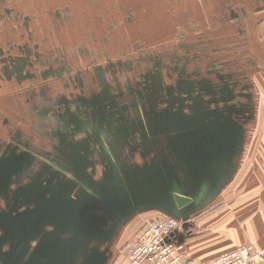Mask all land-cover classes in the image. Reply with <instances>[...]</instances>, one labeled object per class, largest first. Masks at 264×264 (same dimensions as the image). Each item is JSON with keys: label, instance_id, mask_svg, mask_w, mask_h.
Masks as SVG:
<instances>
[{"label": "crops", "instance_id": "obj_1", "mask_svg": "<svg viewBox=\"0 0 264 264\" xmlns=\"http://www.w3.org/2000/svg\"><path fill=\"white\" fill-rule=\"evenodd\" d=\"M205 28L210 38L184 35ZM174 30L178 34L171 35ZM207 41L210 50H201ZM223 42L224 59L218 55ZM140 48L144 55L137 57ZM155 48L161 52L154 55ZM189 54L194 69L186 67ZM138 65L140 73L151 75L157 67L167 87L170 74H178V95L185 93L187 80L192 81L188 90L204 80L215 95L224 83L234 95L245 90L251 101L239 140L219 134L233 133V124L205 118L203 111L186 115L179 106L175 111L153 105L143 110L118 100L108 121L105 111L93 106L101 118L81 131L96 163L90 169L80 154L58 149L51 128L41 124L35 106L42 101L40 88H8L0 94V264H68L73 253L58 243L68 247L76 239L65 215L73 205L87 202L93 192L114 190L119 180L126 182L121 189L132 185L133 192L143 194L157 190L162 195L171 183L181 190L192 184L208 187L211 167L224 152L232 153V171L217 191L186 211L194 215L192 228L180 229L175 237L196 263L246 243L264 251V0H0V79L50 81L56 112L62 104L71 112L75 104L83 112L94 103L105 109L107 96L136 94L129 87L118 91L116 81L136 80ZM89 81H108L109 91ZM11 140L33 153L10 157L1 147ZM166 214L146 200L110 239L93 240L69 264H128L115 248L129 243L147 221Z\"/></svg>", "mask_w": 264, "mask_h": 264}, {"label": "flooded vegetation", "instance_id": "obj_2", "mask_svg": "<svg viewBox=\"0 0 264 264\" xmlns=\"http://www.w3.org/2000/svg\"><path fill=\"white\" fill-rule=\"evenodd\" d=\"M187 62V60H186ZM155 71H159V69L157 67H155ZM155 73V72H154ZM138 77V73L136 75ZM174 77H176V80L178 81V74L174 75ZM162 75L161 74H155V75H151L150 78L147 81H141V82H134V84H131V86L129 87L132 92L136 93V94H131V95H127L119 97L112 95V96H107L106 97V108L104 109V106L102 105H98L97 104H93L91 107H87L85 109V111H81L79 105L75 104L73 107V111L71 112L69 109H66L69 107V105L66 104H62L63 109H59L57 112L55 110V107L52 106L50 104V100H51V96H50V92H49V87H51V82L50 81H36L35 83H32V81H29L28 84H26V81L22 82V86L23 87H37L40 88L41 90V96H42V101L41 102H36V110L41 111V115H42V121L41 124H43V126L47 125L51 128V133L50 135L55 139L54 140V144L58 147V149H63L65 151H68L69 153H71L72 155L76 156V154H80V159L82 161H86L88 163V165H90V169L94 168L96 169V163L94 162L93 159V155L89 154L88 152L89 147L85 144L84 140H83V135L82 134V130L86 131L85 126L87 125V123L92 120L93 122H98L99 118H101V113H97V111H95L93 109V106L95 108L99 107L100 110H104L105 112H103L105 120H111L110 117L111 115H115V111L113 109L114 107V103L115 101L117 102L118 100H122V101H127V103H137L139 105V107H141L143 110H148L151 108H146L149 107V105H153V106H158V108H160L161 106V102H163V107L166 106H174V110L176 111L178 108V106L180 107V109H182L183 111H186V107L192 109L193 111H203L205 112V118H210L211 120H218L219 119V123L222 122L223 125H227L228 124H233L234 119L233 118H229V117H225L223 118H219L218 117V113H219V108L221 106H219L217 104V99L219 96H226V97H231L229 98L230 101L235 100L236 98H241V109L244 113V115H248V112L245 113V111L247 110L249 103H250V99H249V95L245 92V90H236L237 92H239L238 95H234L232 94V89L228 88L227 84L224 83L223 86L219 85V88L217 90V94H213L214 90H209L207 88L204 87L203 83L205 82L203 80L202 84H196L194 86V89L192 90H188L187 88H189L190 84L192 83L191 80H187L184 82V86L186 85V89H185V93H180L178 95V87L176 84L173 83L169 85V87H167L168 85L165 83L164 80H162ZM138 79V78H137ZM18 81V80H17ZM98 83V85H100V89H104L105 86V90L109 91V88L107 87V85H109L108 81H95ZM121 81H116L117 83V90H122L120 85H124L123 82ZM183 86V85H182ZM181 86V87H182ZM94 87H97V85ZM112 87V90H114V87ZM13 89H19V88H13ZM184 90V89H182ZM182 90L180 92H182ZM169 91H173L175 92V95H168ZM170 98V102L165 103V99L166 98ZM171 97H175L172 102H171ZM183 103V104H182ZM182 104V106H181ZM238 104V103H237ZM41 105V106H40ZM186 114V112H184ZM192 112L188 113L191 114ZM53 115V118H55V120L52 121V119L50 118V115ZM143 114V113H141ZM186 114V115H188ZM145 116V113L143 114ZM78 119L80 124L74 125L73 127L71 126V124H69V122ZM65 121H67L65 124ZM52 123V125L50 124ZM62 124V127H60ZM234 131V129H233ZM238 134V133H237ZM17 140H11L9 144H5L4 146H2V150L4 152H10L11 156L10 157H15V156H19L16 155V153H20V154H25V153H33V151L25 144H20L17 143ZM5 148V149H4ZM62 150V151H63ZM1 151V149H0ZM64 152V151H63ZM83 153V154H81ZM81 155H83V157H81ZM15 158H11V162L14 161ZM44 160V159H43ZM45 163L48 164V161H45ZM98 213V212H97Z\"/></svg>", "mask_w": 264, "mask_h": 264}, {"label": "water", "instance_id": "obj_3", "mask_svg": "<svg viewBox=\"0 0 264 264\" xmlns=\"http://www.w3.org/2000/svg\"><path fill=\"white\" fill-rule=\"evenodd\" d=\"M221 135H229L234 139L235 143L239 140V134L227 131L226 134L219 130ZM231 146V145H230ZM232 147V146H231ZM235 148V146H234ZM232 153L224 152L220 155L219 160L212 165L210 175L206 178L210 183L208 187L200 184L189 185L186 189H179L171 183L167 187L166 192L159 195L157 190L152 193L143 194L142 192H133L131 186L128 191L121 189V184L125 185V181H120L114 190L106 188L101 192H93L87 202L80 201L73 205V207L65 213L68 216L67 224L70 230L76 236L68 247L64 244H59L72 251L73 256L67 257L65 263H76L78 257L86 252L89 244L93 240L106 241L114 234L115 230L127 220L136 209L142 208L146 200L149 199L155 205L162 206L168 214H172L183 221H187L188 216L185 215L187 210H194L198 201L202 198H207L213 192L219 189V186L224 183L226 174L232 171L231 166ZM169 177V175H168ZM157 178V176L155 177ZM161 180V177H159ZM134 182V186L138 185V181L130 179ZM128 181V180H127ZM141 182V181H140ZM162 198V201H158ZM146 199V200H145ZM98 212V213H97ZM63 214V213H61ZM69 252V251H68ZM60 258V255L58 256ZM102 258L98 256V259ZM93 260H95L93 258ZM92 260V261H93ZM91 261V262H92Z\"/></svg>", "mask_w": 264, "mask_h": 264}, {"label": "built area", "instance_id": "obj_4", "mask_svg": "<svg viewBox=\"0 0 264 264\" xmlns=\"http://www.w3.org/2000/svg\"><path fill=\"white\" fill-rule=\"evenodd\" d=\"M186 222L172 214L147 221L129 241L126 249L129 264H264V251L246 243L213 261L196 263L187 254L183 240L175 234Z\"/></svg>", "mask_w": 264, "mask_h": 264}, {"label": "rangeland", "instance_id": "obj_5", "mask_svg": "<svg viewBox=\"0 0 264 264\" xmlns=\"http://www.w3.org/2000/svg\"><path fill=\"white\" fill-rule=\"evenodd\" d=\"M172 20H176V18H174V17H170ZM191 18H193V17H191ZM195 18L196 17H194V20H195ZM204 18V17H203ZM197 19V22L199 23L200 22V19L199 18H196ZM203 27H205V26H203ZM155 35H160V33H158V32H156L155 31V33H154ZM172 34H174V35H176V34H178V32H177V30H174L173 31V33L171 32V35ZM184 35H185V37L186 38H201V36H202V39H207V38H210V32H209V28H205V29H203V30H201V31H186L185 33H184ZM219 35H224V33H222V32H219ZM205 43V44H204ZM203 45H207V47L205 48V47H203L201 50H206V51H208V50H210V48L208 47L209 46V43H208V41L207 42H203ZM165 49H167V48H165ZM187 50H188V52H192V51H194L195 52V49H194V47H189V48H187ZM145 51V49H143V48H140V49H138V51H137V53H136V56L138 57V55H144V53H142V52H144ZM170 51H171V53L173 52V48H171L170 49ZM218 51H219V56H221L222 57V59H224L225 57H226V48H225V44H224V42H223V44H219V48H218ZM157 52H161V49H159V48H155L154 49V55H156V53ZM175 52H176V50H175ZM148 54V56L150 55V53L148 52L147 53ZM204 54L205 53H203V56H204ZM135 61H136V59H135ZM137 61H138V58H137ZM193 61H195V59H194V56H192V54H189L188 56H187V63H186V67H187V69L189 68H191V69H194V67H195V65H192V62ZM133 66H134V64H133ZM220 66L222 67L223 66V64H220ZM150 67L151 66H149L148 67V70H147V72H151L150 71ZM157 67H159L160 68V64H158L157 65ZM139 68H140V66L138 65V79H136V80H123V81H121V80H119V81H121V82H123L124 83V86L123 85H120L121 86V88L123 89V88H127V87H130L131 86V84H134V82H141V81H147L149 78H150V76H151V73H147L146 74V71H144L143 73H140V71H139ZM133 68H131V70H132ZM123 70V69H122ZM205 71V70H204ZM161 74L160 72H157V71H155V73L154 74H152V75H155V74ZM187 73H189V72H187ZM170 80L171 81H173V83L175 84V86L174 87H176V84L178 83V81L176 82V77H174V75L171 73L170 74ZM22 82L23 81H17V80H2V79H0V94H1V92H3V91H6L8 88H10V89H13V88H20V87H23L22 86ZM25 82V81H24ZM28 82L29 81H26V84H28ZM36 81H32V83H35ZM90 82V84L92 85V86H96L98 83L97 82H95V81H89ZM120 82V83H121ZM114 87V86H113ZM175 97H171V102H172V100L174 99ZM229 98H231V97H226V96H219L218 97V99H217V104L219 105V106H221L220 108H219V113H218V117L221 119V118H225L226 116L227 117H229V118H233L234 119V121H233V125H234V133H238L240 136H241V133H243V129H242V123H243V120H245L246 119V117L244 116V113H243V111H242V109H241V98H236L235 100H233V101H230V99ZM165 103H168V102H170V98H166L165 99V101H164ZM162 104L160 105L161 107H163V102H161ZM238 103V104H237ZM183 104V103H182ZM182 104H181V106H182ZM186 109V114H188V113H190V112H192L193 113V110L192 109H190V108H188V107H186L185 108ZM193 218H194V215H191V216H189L188 218H187V221H183V222H186L185 223V226H186V228H184L183 230H186V232L187 231H190V229L192 228V220H193ZM128 227V225L125 227V228H127ZM187 236V235H186ZM183 239H185V236H184V238ZM127 243H128V241H125V242H123L122 243V245L120 246V247H116L115 248V252L116 253H118L119 252V255H121L120 257H124V256H127V254H126V251H125V247H126V245H127ZM129 264V263H128Z\"/></svg>", "mask_w": 264, "mask_h": 264}]
</instances>
